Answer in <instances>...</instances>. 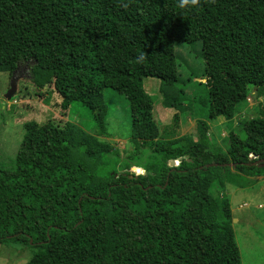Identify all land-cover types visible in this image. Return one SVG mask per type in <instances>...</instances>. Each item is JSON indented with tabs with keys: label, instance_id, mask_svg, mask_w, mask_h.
<instances>
[{
	"label": "trees",
	"instance_id": "trees-1",
	"mask_svg": "<svg viewBox=\"0 0 264 264\" xmlns=\"http://www.w3.org/2000/svg\"><path fill=\"white\" fill-rule=\"evenodd\" d=\"M194 42L202 77L181 80L174 45ZM21 61L39 96L86 109L95 129L23 124L14 166L0 168L1 244L33 249L26 264H241L225 187L264 177V0H0V73ZM148 77L174 110L161 129ZM106 88L129 104L124 156L99 138ZM249 96L261 100L243 136L218 146L210 122L232 127ZM184 115L195 138L177 134Z\"/></svg>",
	"mask_w": 264,
	"mask_h": 264
},
{
	"label": "rangeland",
	"instance_id": "rangeland-1",
	"mask_svg": "<svg viewBox=\"0 0 264 264\" xmlns=\"http://www.w3.org/2000/svg\"><path fill=\"white\" fill-rule=\"evenodd\" d=\"M174 54L177 62V72L181 80H187L192 75L202 77L204 60L201 56L200 42L191 44L176 43ZM30 61H21L20 67L15 71L16 90L11 99L6 100L4 94L9 89L12 74L0 73V168L14 166L15 155L24 133L23 124L35 121L44 124L52 121L63 125L66 121L81 126L92 133L95 129L89 112L80 107H72L73 112L64 110L61 98L56 92L47 96L44 93L39 96L32 83L30 73ZM196 80L202 81L200 78ZM143 86L149 95L155 97L152 105L153 118L162 128L171 123L174 110L164 108L161 104V95L158 91L159 80L148 77L143 80ZM191 85L186 86V94L192 96ZM252 92L254 88H251ZM104 101L106 106L105 124L110 137H99L107 141L111 147L119 151L120 156L129 148L131 134L129 104L126 98L109 88L104 89ZM249 96L247 104L241 112L234 117L233 126H228L222 117L215 118L210 122V137L220 147H224L225 137L230 131L239 132L237 129L240 120L253 117L258 109V101ZM195 120L193 115H184L180 118L177 134L193 135L195 138ZM241 136L243 134L239 132ZM135 174L136 169L130 168ZM143 173V171H141ZM232 211V227L235 240L238 245L241 264H264V177H258L256 181L245 188H238L227 184L225 187ZM233 219H235L233 221ZM33 249L22 245L0 243V264H26Z\"/></svg>",
	"mask_w": 264,
	"mask_h": 264
},
{
	"label": "water",
	"instance_id": "water-1",
	"mask_svg": "<svg viewBox=\"0 0 264 264\" xmlns=\"http://www.w3.org/2000/svg\"><path fill=\"white\" fill-rule=\"evenodd\" d=\"M18 69V63L16 65V69L12 71V77H11V80H10V85H9V89L6 91V93L4 94V98L6 100H9L11 99V97L14 95L15 93V90H16V81H17V77L15 76V71ZM253 156V155H251ZM177 164V162L175 160H170L169 161V166L170 167H173ZM262 165V164H260ZM136 171L138 172V174H143L141 171H143L140 167H136L135 168ZM137 174V173H136ZM235 219H233L234 221Z\"/></svg>",
	"mask_w": 264,
	"mask_h": 264
},
{
	"label": "clouds",
	"instance_id": "clouds-1",
	"mask_svg": "<svg viewBox=\"0 0 264 264\" xmlns=\"http://www.w3.org/2000/svg\"><path fill=\"white\" fill-rule=\"evenodd\" d=\"M186 2H187V0H186ZM191 2H192L193 4H195V3H196V0H191ZM176 162H177V164H178V161H176ZM177 164H176V165H177ZM131 168L134 169V168H136V167H135V166H132Z\"/></svg>",
	"mask_w": 264,
	"mask_h": 264
},
{
	"label": "built area",
	"instance_id": "built-area-1",
	"mask_svg": "<svg viewBox=\"0 0 264 264\" xmlns=\"http://www.w3.org/2000/svg\"><path fill=\"white\" fill-rule=\"evenodd\" d=\"M249 158H253V156H251V154H250Z\"/></svg>",
	"mask_w": 264,
	"mask_h": 264
},
{
	"label": "flooded vegetation",
	"instance_id": "flooded-vegetation-1",
	"mask_svg": "<svg viewBox=\"0 0 264 264\" xmlns=\"http://www.w3.org/2000/svg\"><path fill=\"white\" fill-rule=\"evenodd\" d=\"M20 67V63L18 64V68Z\"/></svg>",
	"mask_w": 264,
	"mask_h": 264
}]
</instances>
